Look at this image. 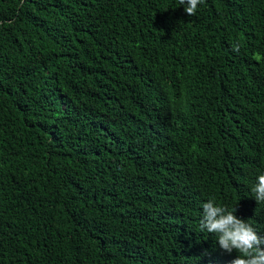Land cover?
<instances>
[{
  "label": "trees",
  "instance_id": "1",
  "mask_svg": "<svg viewBox=\"0 0 264 264\" xmlns=\"http://www.w3.org/2000/svg\"><path fill=\"white\" fill-rule=\"evenodd\" d=\"M184 7L0 0V264H231L209 199L264 236V0Z\"/></svg>",
  "mask_w": 264,
  "mask_h": 264
},
{
  "label": "clouds",
  "instance_id": "2",
  "mask_svg": "<svg viewBox=\"0 0 264 264\" xmlns=\"http://www.w3.org/2000/svg\"><path fill=\"white\" fill-rule=\"evenodd\" d=\"M204 0H179L188 16L196 14L198 5ZM239 51V44L233 45ZM256 202H264V173L256 177L252 186ZM236 209L229 210L209 199L202 204L200 229L215 235L219 248L226 253H237L231 264H264V236L257 233L251 224L234 215Z\"/></svg>",
  "mask_w": 264,
  "mask_h": 264
}]
</instances>
